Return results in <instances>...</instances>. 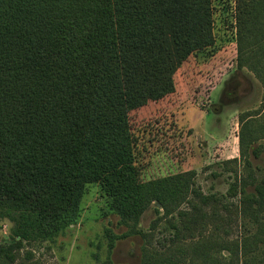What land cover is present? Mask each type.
I'll use <instances>...</instances> for the list:
<instances>
[{"label": "trees", "instance_id": "16d2710c", "mask_svg": "<svg viewBox=\"0 0 264 264\" xmlns=\"http://www.w3.org/2000/svg\"><path fill=\"white\" fill-rule=\"evenodd\" d=\"M211 3L0 0V222L12 223L14 235L0 246V264H15L25 241L52 242L78 225L93 187L121 225L156 205L173 220L171 244L211 228L187 247L193 264H253L249 256L264 244V180L241 176L240 193L238 182L230 190L257 224L232 247L219 237V198L202 193L195 171L142 179L130 123L131 112L174 95L177 71L214 45ZM236 6L237 67L264 89V0ZM258 135L264 123L243 125V158ZM106 234L113 250L120 237ZM141 236L152 245L150 234Z\"/></svg>", "mask_w": 264, "mask_h": 264}, {"label": "rangeland", "instance_id": "374dc122", "mask_svg": "<svg viewBox=\"0 0 264 264\" xmlns=\"http://www.w3.org/2000/svg\"><path fill=\"white\" fill-rule=\"evenodd\" d=\"M236 5L237 0H212L214 45L196 51L177 71L174 95L130 113L140 139L137 160L143 168L142 179L195 171L202 193L219 198V237L232 247L255 234L257 224L241 213V195L231 197L230 190L241 176L252 175L256 183L264 180V135L243 145L245 157L241 155L243 125L264 123V89L253 73L237 67ZM233 159L237 162L229 163ZM241 187L238 182L239 193ZM247 190L255 193L253 186ZM84 202L78 225L52 242L30 245L25 241L15 264H193L187 247L212 231L202 236V230L187 232L174 245L168 241L173 239L172 218L161 219L163 212L159 215L156 205L128 227L109 213L99 188H90ZM12 230L9 221L0 222V246L13 243ZM107 231L121 238H116L113 250ZM148 234L151 246L141 236ZM192 234L195 239L189 238ZM171 252L177 258L169 257ZM249 257L253 264H264V244Z\"/></svg>", "mask_w": 264, "mask_h": 264}, {"label": "crops", "instance_id": "0c3cea01", "mask_svg": "<svg viewBox=\"0 0 264 264\" xmlns=\"http://www.w3.org/2000/svg\"><path fill=\"white\" fill-rule=\"evenodd\" d=\"M233 160H235V159H233Z\"/></svg>", "mask_w": 264, "mask_h": 264}]
</instances>
